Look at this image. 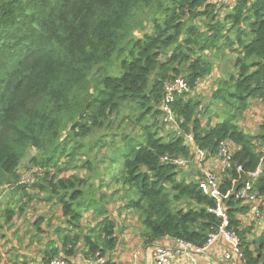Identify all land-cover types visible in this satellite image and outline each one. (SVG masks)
I'll return each mask as SVG.
<instances>
[{
  "label": "trees",
  "instance_id": "1",
  "mask_svg": "<svg viewBox=\"0 0 264 264\" xmlns=\"http://www.w3.org/2000/svg\"><path fill=\"white\" fill-rule=\"evenodd\" d=\"M225 58L232 69L219 75ZM178 77L189 91L169 103L171 124L166 84ZM221 143L232 159L214 170L215 198L193 152L214 157ZM260 165L264 193V0H0V199L10 197L0 237H17L22 264L97 254L115 264L130 229L143 249L203 245L221 223L218 204L243 253L225 264H264V205L254 218L236 197ZM20 219L24 235H8Z\"/></svg>",
  "mask_w": 264,
  "mask_h": 264
},
{
  "label": "built area",
  "instance_id": "2",
  "mask_svg": "<svg viewBox=\"0 0 264 264\" xmlns=\"http://www.w3.org/2000/svg\"><path fill=\"white\" fill-rule=\"evenodd\" d=\"M217 4H229L234 0H213ZM189 91V86L183 77H178L174 81L166 84V95H165V119L171 123L176 124V116L169 105L173 102L175 94H185ZM193 140V136L189 134L187 136V142L190 143ZM193 157L196 158L197 162L203 163L207 160V152L199 147L194 148ZM217 162H219L222 170H226L231 165L232 151L230 150L228 144L221 143L217 155ZM163 160H168L166 157ZM173 162L179 164L180 166H187L190 159L176 158ZM238 171H242L243 167L238 166ZM263 168L258 166L254 171L250 172L248 175V180L244 187L236 191V197L250 203L253 206V212L250 216L254 218H260L263 215L262 206L264 205V193L258 192L254 186L255 181L259 178ZM202 173L204 179L200 181L199 186L202 191L212 197L218 198L220 195L219 191V177L217 173L208 168L203 167ZM212 210L221 219L219 227L209 234L206 242L203 245H197L188 241L174 240L173 245L169 244H157L154 247L149 248V254L153 258L155 264H174V256L176 254H181L186 256L191 264H199L198 256L208 253L212 250L219 242H222L226 246V250L223 252V259L225 261L231 260L234 256L242 258L243 253L241 250V239L240 236L229 227V217L226 211L221 207L220 204L217 205L215 209ZM49 264H70L69 261L63 258H55ZM89 264H107V259L105 256L97 254L94 260Z\"/></svg>",
  "mask_w": 264,
  "mask_h": 264
},
{
  "label": "crops",
  "instance_id": "3",
  "mask_svg": "<svg viewBox=\"0 0 264 264\" xmlns=\"http://www.w3.org/2000/svg\"><path fill=\"white\" fill-rule=\"evenodd\" d=\"M199 167L202 171L203 167H208L212 170H215L219 172L222 170L219 162H217V158L214 157H207V160H205L203 163L199 164ZM124 243L128 244L129 240L123 241ZM173 240L165 239L162 243L163 244H169L173 245ZM124 244L123 246H126L129 248V251L127 253L124 252L125 248H120L114 251L112 255V262L115 264H155L153 258L149 254V248L143 249L141 246V242L139 239H136L135 243L132 244V241L129 245ZM219 245H216L212 250H210L208 253L198 256V262L199 264H225L223 261V252L226 250V246L223 243H218ZM129 246V247H128ZM174 264H191L190 260L186 256H182L181 254H176L174 256ZM89 260L86 259H80L77 260L78 264H88ZM92 261V260H91ZM90 261V262H91Z\"/></svg>",
  "mask_w": 264,
  "mask_h": 264
},
{
  "label": "rangeland",
  "instance_id": "4",
  "mask_svg": "<svg viewBox=\"0 0 264 264\" xmlns=\"http://www.w3.org/2000/svg\"><path fill=\"white\" fill-rule=\"evenodd\" d=\"M222 63L223 64H221L222 66L221 67H219V70H218V72H217V74H219V75H221L223 72H225V71H229V70H231L232 69V62L231 61H229V59L228 58H225L223 61H222ZM209 88H205V87H201L200 89H199V92L203 95V96H205V95H209V90H208ZM255 109L253 110V111H251V112H249V115L247 116V124L249 125L248 127H250V128H252L253 129V126H255V124L257 123V122H259L260 120H261V110H260V107L259 106H256V107H254ZM259 111V112H258ZM253 125V126H252ZM254 131H256V128L254 129ZM27 163H28V161H27V159L26 160H24V162H23V164H22V166L20 167V169H19V172H20V174H21V176H22V179H25V177H27L29 174H30V172H29V170L30 169H28V167H27ZM97 170V169H96ZM98 171H101L100 170V168H98ZM96 173V172H95ZM97 175L100 177V174H98L97 173ZM96 175V176H97ZM110 178V177H109ZM116 187H118V185H112V187L110 188V189H116ZM4 192V197L2 198V199H0V203H2L3 201H8V199L10 198L9 196H8V193H7V191H3ZM113 203V202H112ZM88 220H90V219H88ZM127 220L125 219V222H126ZM130 221V220H129ZM133 222H134V219L132 220ZM22 230H27V225L26 224H24V220L23 219H20L19 221H17V222H15V226H14V228H13V230H10L9 232H7L8 233V235L9 234H12L13 233V231H14V233H15V231H16V234H18V235H21V234H23L24 235V233H22ZM137 230H134V229H130L129 231H127L126 232V234L124 235V237L123 238H129L128 240H129V243L128 244H126V243H124V244H126V245H129L130 243H131V241H132V244L133 243H135V241H136V238H137V236H138V234H137V232H136ZM4 233V232H3ZM8 235H5L6 237L8 236ZM4 236V237H5ZM17 236V235H16ZM1 238V242H0V247H1V252H2V254L4 255V259H5V262H6V264H22L21 263V259H20V257H16L15 255L16 254H18V250H19V247L20 246H18V248L14 251V246H15V244H17V237H10L9 236V238H11L10 240H9V242H7V238H5L6 239V241L5 240H3V238L2 237H0ZM124 248H125V250H124V252L125 253H127V251H129V248H127L126 246H123ZM129 247V246H128ZM21 250V249H20ZM39 253H37L36 251H34V257L32 258L31 256L28 258V260H30L31 258V260H38L40 257H39V255H38ZM223 255V254H222ZM16 261H19V262H16Z\"/></svg>",
  "mask_w": 264,
  "mask_h": 264
}]
</instances>
